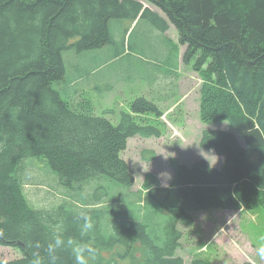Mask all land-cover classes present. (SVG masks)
<instances>
[{
	"label": "trees",
	"instance_id": "trees-1",
	"mask_svg": "<svg viewBox=\"0 0 264 264\" xmlns=\"http://www.w3.org/2000/svg\"><path fill=\"white\" fill-rule=\"evenodd\" d=\"M147 1L165 17L136 0H0V243L20 251L0 264H49L47 245L57 234L64 240L58 264H73L70 248L80 242L96 250L90 264H184L176 254L178 225L193 224L195 212L248 209L254 197L264 210V0ZM146 13L161 31L173 24L186 45L184 61L199 51L193 63L201 77L199 118L226 121L235 131L200 135L199 146L223 156L221 166L171 158L170 185L146 173L139 192L147 198H139V207L121 197L116 207L88 201L78 209L33 208L18 176V162L27 157H44L65 186L98 175L133 185L121 152L131 136H161L164 111L138 96L116 111L115 124L95 113L83 91L64 93L53 83L65 78V50L101 48L110 19ZM82 212L93 223L86 235ZM190 264L216 263L197 256Z\"/></svg>",
	"mask_w": 264,
	"mask_h": 264
},
{
	"label": "rangeland",
	"instance_id": "rangeland-1",
	"mask_svg": "<svg viewBox=\"0 0 264 264\" xmlns=\"http://www.w3.org/2000/svg\"><path fill=\"white\" fill-rule=\"evenodd\" d=\"M141 1L151 11L165 17L155 4ZM108 27L110 38L103 47L83 51L72 48L63 52L65 90H85L83 92L93 101L95 113L115 124L120 118L116 111L127 110L131 100L144 96L164 111L159 119L164 123L163 133L158 137L135 135L127 139L121 157L135 178L130 187L103 175L92 177L83 184L65 186L44 157L21 159L18 176L23 194L33 208L50 210L63 204L78 209L84 208L88 201L103 206L115 201L116 207L121 197L130 206L139 207L147 198L145 192H139L146 173H152L160 186L170 185L173 177L171 158L188 166L198 159L208 161L213 167H219L223 162V156L212 148L199 146L200 135L205 129L235 132L226 121L204 123L199 118L201 77L193 69L199 51L184 61L186 45L180 43L173 24L168 22V28L161 31L147 13L139 14L135 19H110ZM172 69L176 70L174 74H170ZM71 80H74L73 84H69ZM60 83V80L55 81L53 87L57 88ZM110 109L116 113H104ZM146 119L155 120L152 115ZM238 139L243 144L239 136ZM140 197L143 198L141 202ZM178 228L182 236L176 254L184 259V264H190L197 256L216 264L242 261L264 264L255 251L264 244V210L258 197L253 198L248 209L197 211L193 224H179ZM19 256L18 248L0 243V258Z\"/></svg>",
	"mask_w": 264,
	"mask_h": 264
},
{
	"label": "clouds",
	"instance_id": "clouds-1",
	"mask_svg": "<svg viewBox=\"0 0 264 264\" xmlns=\"http://www.w3.org/2000/svg\"><path fill=\"white\" fill-rule=\"evenodd\" d=\"M80 218L83 221L81 226L82 235L88 234L93 229V223L90 216L86 213H81ZM53 242L48 243L47 249L49 253V264H58L59 255L56 249H61L64 245V240L60 235H55L52 238ZM39 247V244H37ZM73 257V264H90V260L95 259L96 250L87 242L76 243L70 248ZM256 255L260 261H264V244L256 248Z\"/></svg>",
	"mask_w": 264,
	"mask_h": 264
},
{
	"label": "crops",
	"instance_id": "crops-1",
	"mask_svg": "<svg viewBox=\"0 0 264 264\" xmlns=\"http://www.w3.org/2000/svg\"><path fill=\"white\" fill-rule=\"evenodd\" d=\"M136 1H139L140 3H142V6H143V7H147V6H146L141 0H136ZM64 80H65V79H64ZM64 80H62L61 83H60L59 86H58V87L61 89L62 92H64V93H68V94H71V93H74V92H76V91H77V92L80 91V90H78V88H77L75 91H69V90L66 91L63 82H65L67 79H66L65 81H64ZM70 83L73 84V83H74V80L69 81V84H70ZM81 91H84V92H85V90H81ZM100 96H102V95H100Z\"/></svg>",
	"mask_w": 264,
	"mask_h": 264
},
{
	"label": "water",
	"instance_id": "water-1",
	"mask_svg": "<svg viewBox=\"0 0 264 264\" xmlns=\"http://www.w3.org/2000/svg\"><path fill=\"white\" fill-rule=\"evenodd\" d=\"M0 235H1V230H0Z\"/></svg>",
	"mask_w": 264,
	"mask_h": 264
}]
</instances>
